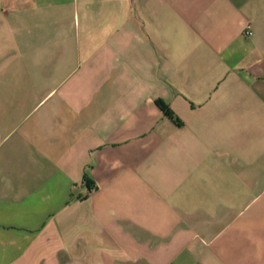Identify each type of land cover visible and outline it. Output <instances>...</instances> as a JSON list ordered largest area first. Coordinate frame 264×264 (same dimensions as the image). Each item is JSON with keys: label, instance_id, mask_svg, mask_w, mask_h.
Returning <instances> with one entry per match:
<instances>
[{"label": "crops", "instance_id": "0c3cea01", "mask_svg": "<svg viewBox=\"0 0 264 264\" xmlns=\"http://www.w3.org/2000/svg\"><path fill=\"white\" fill-rule=\"evenodd\" d=\"M0 264H264V0H0Z\"/></svg>", "mask_w": 264, "mask_h": 264}, {"label": "trees", "instance_id": "16d2710c", "mask_svg": "<svg viewBox=\"0 0 264 264\" xmlns=\"http://www.w3.org/2000/svg\"><path fill=\"white\" fill-rule=\"evenodd\" d=\"M155 103L159 106V108H160L165 114H167V115H169V116L172 117L173 114H172L171 110L168 108L167 104H166L163 100L157 98V99H155ZM174 118H175L176 121L178 122V119H177L176 117H174ZM85 182H86V184L88 185V187H92L91 184H90V182H89L87 179H85Z\"/></svg>", "mask_w": 264, "mask_h": 264}, {"label": "built area", "instance_id": "2783aa9c", "mask_svg": "<svg viewBox=\"0 0 264 264\" xmlns=\"http://www.w3.org/2000/svg\"><path fill=\"white\" fill-rule=\"evenodd\" d=\"M243 33L244 34H250L251 33V30H249V29L246 28V29L243 30Z\"/></svg>", "mask_w": 264, "mask_h": 264}]
</instances>
